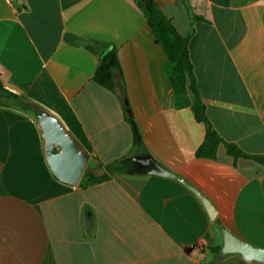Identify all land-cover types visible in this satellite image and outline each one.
<instances>
[{
	"label": "crops",
	"instance_id": "obj_1",
	"mask_svg": "<svg viewBox=\"0 0 264 264\" xmlns=\"http://www.w3.org/2000/svg\"><path fill=\"white\" fill-rule=\"evenodd\" d=\"M187 36L190 60L213 128L248 155H264V0H154ZM114 45L116 92L93 80L98 56L82 43ZM166 55L134 0H0V82L17 94L0 105V264H264L217 256L225 228L264 249V167L234 160L224 144L215 159L196 151L206 128L177 108ZM125 93L145 150L200 189L176 179L110 175L70 185L46 158L41 113L54 116L90 168L135 146ZM39 111L38 113L36 111Z\"/></svg>",
	"mask_w": 264,
	"mask_h": 264
},
{
	"label": "trees",
	"instance_id": "obj_2",
	"mask_svg": "<svg viewBox=\"0 0 264 264\" xmlns=\"http://www.w3.org/2000/svg\"><path fill=\"white\" fill-rule=\"evenodd\" d=\"M136 7L143 13L155 34L157 42L163 48L166 55V76L170 80L174 88V96L177 108L190 107L196 121L204 124L206 135L204 142L196 151V157L200 159H215L218 148L224 144L227 154L234 160L245 158L251 159L264 167V155H248L244 153L237 145L225 142L218 132L213 128L208 118L206 105L202 100V96L198 89L197 80L194 74L193 64L190 60L189 43L193 31L187 36L182 35L173 22L166 14L157 6L154 0H134ZM186 7L192 23L194 21H202L203 18L193 14L189 0H181ZM65 41L78 45L82 43L89 51L98 56L99 62L95 69L93 80L100 86L111 92H116V83L114 72L120 69L118 52L114 45L107 42L88 41L85 42L77 36L66 34ZM124 104L126 119L130 124L133 143L135 147L145 150L141 133L137 123L133 117L128 98L125 93L119 95ZM20 97L4 87L0 86V105H9L12 99ZM39 112L38 110L36 111ZM117 161L105 166L104 174L100 175L93 169L87 168L83 178L86 185H94L104 182L110 178L111 174L120 172L117 167ZM214 252L218 256L220 248H215Z\"/></svg>",
	"mask_w": 264,
	"mask_h": 264
},
{
	"label": "water",
	"instance_id": "obj_3",
	"mask_svg": "<svg viewBox=\"0 0 264 264\" xmlns=\"http://www.w3.org/2000/svg\"><path fill=\"white\" fill-rule=\"evenodd\" d=\"M0 86H2L0 82ZM40 126L46 142V158L57 179L70 185H78L88 168L90 155L52 115L41 113ZM120 172L128 175H152L173 178L188 187L201 201L211 220L218 210L213 202L190 181L160 163L150 152H141L138 147L117 161ZM223 246L220 257L239 254L248 260L264 263V249L245 241L227 229H222Z\"/></svg>",
	"mask_w": 264,
	"mask_h": 264
},
{
	"label": "rangeland",
	"instance_id": "obj_4",
	"mask_svg": "<svg viewBox=\"0 0 264 264\" xmlns=\"http://www.w3.org/2000/svg\"><path fill=\"white\" fill-rule=\"evenodd\" d=\"M88 168H90V165H88ZM81 182H82V183H83V182L85 183V179L82 178V179H81Z\"/></svg>",
	"mask_w": 264,
	"mask_h": 264
}]
</instances>
